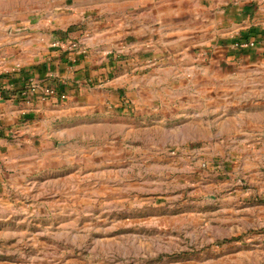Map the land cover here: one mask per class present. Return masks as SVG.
Listing matches in <instances>:
<instances>
[{"label":"crops","instance_id":"crops-1","mask_svg":"<svg viewBox=\"0 0 264 264\" xmlns=\"http://www.w3.org/2000/svg\"><path fill=\"white\" fill-rule=\"evenodd\" d=\"M250 114H264V0H0V158L14 135L72 143L120 115L215 146L264 129Z\"/></svg>","mask_w":264,"mask_h":264},{"label":"rangeland","instance_id":"rangeland-1","mask_svg":"<svg viewBox=\"0 0 264 264\" xmlns=\"http://www.w3.org/2000/svg\"><path fill=\"white\" fill-rule=\"evenodd\" d=\"M120 118L72 143L9 138L0 264H264V129L176 146Z\"/></svg>","mask_w":264,"mask_h":264},{"label":"built area","instance_id":"built-area-1","mask_svg":"<svg viewBox=\"0 0 264 264\" xmlns=\"http://www.w3.org/2000/svg\"><path fill=\"white\" fill-rule=\"evenodd\" d=\"M244 45H249V43H245ZM67 50L70 52H76L80 50V43L73 40L69 41L67 45ZM43 96L45 99H49V100L59 99L61 101H64L67 99V96L65 94H61L56 88L44 89Z\"/></svg>","mask_w":264,"mask_h":264}]
</instances>
